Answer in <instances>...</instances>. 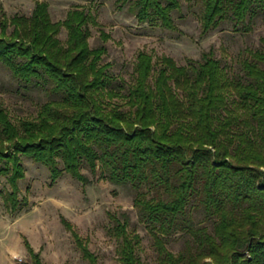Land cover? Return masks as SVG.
Returning <instances> with one entry per match:
<instances>
[{"label":"trees","instance_id":"16d2710c","mask_svg":"<svg viewBox=\"0 0 264 264\" xmlns=\"http://www.w3.org/2000/svg\"><path fill=\"white\" fill-rule=\"evenodd\" d=\"M121 1L140 23L176 29L180 0ZM201 2L203 33L264 13V0ZM91 23L95 17L80 8L53 22L45 1H36L29 17L1 11L0 64L54 96L35 118L18 122L0 105L6 209L20 204L23 156L45 165L52 182L66 172L90 184L85 168L95 181L136 191L133 205L152 236L155 264H264V37L260 48L246 50L240 74L231 75L213 51L186 66L165 55L154 63L140 51L133 81L116 87L102 64L105 45H89ZM62 27L65 44L57 37ZM111 217L119 263L144 264L128 217ZM61 221L82 257L99 264L74 226ZM175 235L182 240L177 251L169 248ZM26 245L33 264H44Z\"/></svg>","mask_w":264,"mask_h":264},{"label":"rangeland","instance_id":"374dc122","mask_svg":"<svg viewBox=\"0 0 264 264\" xmlns=\"http://www.w3.org/2000/svg\"><path fill=\"white\" fill-rule=\"evenodd\" d=\"M36 1L48 3L53 22L64 20L75 8L95 17L96 23L88 26L89 45L91 48L105 45L102 64L110 65L108 74L116 87L133 81L140 51L151 54L154 63L165 55L179 66L200 62L204 53L213 51L231 75L240 74L246 50L260 48L264 37V13L243 24L225 20L218 28L203 33L201 0H180V8L172 13L175 30L156 23H140L130 4L121 0H0V18L1 11L9 18L29 17ZM11 30L10 27L8 33ZM102 33L109 36L107 41L102 39ZM57 37L65 44L67 30L62 27ZM52 98L45 88L18 82L0 64V105L14 122L35 118L40 106ZM21 159L25 178L19 181L20 204L13 212L4 206L1 193L9 191L10 186L7 178L0 175V264H33L26 242L44 264H89L63 225L62 217L86 241L99 264H120L119 241L113 234L115 223L111 215L122 220L128 217L129 231L141 237L138 256L144 264H155L157 254L152 236L138 217L133 205L136 191L131 186L95 181L85 168L83 173L92 179L90 184L84 185L66 172L52 182L45 165L24 156ZM181 245L182 240L175 235L169 248L177 251Z\"/></svg>","mask_w":264,"mask_h":264}]
</instances>
